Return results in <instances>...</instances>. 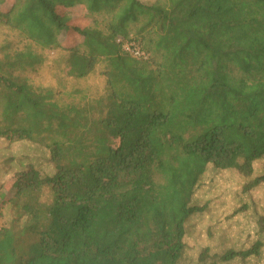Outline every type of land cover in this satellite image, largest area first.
<instances>
[{"label":"trees","instance_id":"1","mask_svg":"<svg viewBox=\"0 0 264 264\" xmlns=\"http://www.w3.org/2000/svg\"><path fill=\"white\" fill-rule=\"evenodd\" d=\"M78 6L98 19L70 25L62 12ZM0 24L41 49H61L71 31L67 76L102 65L107 77L92 120L91 99L71 94L59 108L18 73L34 70L32 51L1 46L0 139L47 149L53 172L28 165L0 184V210L14 213L0 227V264H179L207 165L244 177L264 165V82L250 75L264 73V0H15Z\"/></svg>","mask_w":264,"mask_h":264},{"label":"rangeland","instance_id":"2","mask_svg":"<svg viewBox=\"0 0 264 264\" xmlns=\"http://www.w3.org/2000/svg\"><path fill=\"white\" fill-rule=\"evenodd\" d=\"M140 1L150 5L155 0ZM62 13L72 17L70 25L82 28L91 26L98 19L97 15L80 6L64 10ZM63 39L61 49H41L19 32L0 24V58L4 54L2 45L7 46L11 52L32 51L39 60L34 65V70L26 68L24 72L18 73L26 76L33 86L50 88L53 91L52 101L57 103L59 108L70 102L72 95H76V102L82 96H86L87 98L82 99L87 101L91 99L89 103L95 105L91 109H96L90 114L93 120L98 114L97 101L107 86V77L103 74L106 68L99 65L93 74L84 79L67 76L64 71L66 53L63 48L77 44L78 40L71 31ZM250 75L258 83L264 82V73L255 72ZM75 91L82 94H76ZM55 92L59 93L60 98ZM68 137L75 138L73 135ZM88 137L93 139V136ZM53 139L61 140L59 133L55 132ZM48 160V150L41 146L23 141L10 143L6 139H0V184L9 187L14 173L28 165L51 174L53 168ZM262 175L263 159L253 163V173L250 177H244L234 170H220L207 165L191 202V205L204 209L192 214L186 222V248L179 264H209L217 261V264H264V182L248 191L244 189L246 183ZM13 215L11 209L3 207L0 210V227L8 224ZM25 241L22 242L23 246ZM258 242L262 243V247L257 256L219 261L229 250L246 251Z\"/></svg>","mask_w":264,"mask_h":264},{"label":"built area","instance_id":"3","mask_svg":"<svg viewBox=\"0 0 264 264\" xmlns=\"http://www.w3.org/2000/svg\"><path fill=\"white\" fill-rule=\"evenodd\" d=\"M122 48H123V50L125 52L131 54L133 57H136V58H145L144 54L135 45L124 44Z\"/></svg>","mask_w":264,"mask_h":264},{"label":"crops","instance_id":"4","mask_svg":"<svg viewBox=\"0 0 264 264\" xmlns=\"http://www.w3.org/2000/svg\"><path fill=\"white\" fill-rule=\"evenodd\" d=\"M15 0H0V13L5 12Z\"/></svg>","mask_w":264,"mask_h":264}]
</instances>
